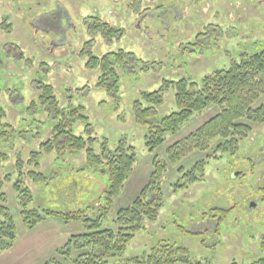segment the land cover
I'll list each match as a JSON object with an SVG mask.
<instances>
[{"label":"rangeland","instance_id":"obj_1","mask_svg":"<svg viewBox=\"0 0 264 264\" xmlns=\"http://www.w3.org/2000/svg\"><path fill=\"white\" fill-rule=\"evenodd\" d=\"M31 6L38 13L47 12L42 21L49 31L33 28L34 16L24 14ZM97 19L117 32L110 35L95 27ZM53 41L58 45H51ZM11 43L21 47L26 59L18 67L8 57L0 58L6 63V67L0 64V194L6 195L17 225L16 242L0 254V264H44L58 257L61 243L88 232L82 221L64 222L56 216L27 228L14 188L19 179L32 191L28 209L85 210L92 219L104 213L106 171L90 167L85 150L58 155L42 147L59 120L58 113H50L41 101L43 84L53 87L59 111L78 109L87 116L90 126L77 121L73 133L97 138L93 143L97 153L103 144L110 150L123 141L135 147L134 169L101 227H114L117 211L131 205L147 185L156 156L166 164L160 183L165 205L158 219L148 222L116 260H142L160 243L187 246L195 263L250 264L264 257V124H255L252 133L240 140L235 156L217 153L208 158L218 142L213 141L208 151L194 150L172 163L169 147L214 117L218 105L194 113L154 152L146 145L148 126L137 122L134 109L142 92L157 91L165 81L187 79L200 84L217 69L239 62L244 53L264 50V0H0V49ZM48 47L54 50L47 51ZM121 50L137 60L119 63L118 86L100 85L101 71L89 66L91 56ZM27 59L34 64L28 65ZM257 104H264V94ZM176 110L172 86L164 91L157 117ZM42 150L36 168L32 152ZM206 159L198 180H187L185 173ZM18 162L22 174L36 170L51 180L24 179L15 168ZM213 208L222 210V220L204 217Z\"/></svg>","mask_w":264,"mask_h":264},{"label":"trees","instance_id":"obj_2","mask_svg":"<svg viewBox=\"0 0 264 264\" xmlns=\"http://www.w3.org/2000/svg\"><path fill=\"white\" fill-rule=\"evenodd\" d=\"M95 27H103V31L110 35L116 33L106 23L96 20ZM137 58L131 52L121 50L119 53H108L102 57L91 56L89 66L97 67L101 71L100 85L108 84L110 88L118 86L120 62L125 64L134 62ZM264 50L256 53H244L239 62H234L229 68L217 69L212 74L203 78L200 84L181 79L179 81H165L163 87L153 92H142L141 99L148 103L144 106L141 99L134 103L135 116L138 123L146 124V145L154 152L170 133H177L182 125L194 113L202 112L212 104L218 105L220 111L202 126L190 133L184 139L174 143L168 149V157L172 163L179 162L188 153L194 150L208 151L213 141H218L214 155L217 153H230L237 155L239 142L242 138L252 133L255 124H264V104H257L264 94ZM175 89V102L177 110L158 119V107L164 103V91L169 87ZM41 101L50 113H58L59 120L53 125V136L42 144L47 152H56L63 155L66 152H86L87 164L96 169H104L108 175V185L103 192L104 213L99 217L88 218L85 210L55 211L28 209L32 201V191L28 186H23L24 180L19 179L14 188L20 196L21 217L24 225L32 229L48 216L61 217L65 222L82 221L88 232L72 235L68 241L58 249V257H52L44 264H203L191 260V252L187 246L176 243H160L151 248L150 252L140 258L131 260H116L123 255L127 246L137 236L146 230L148 222L158 219L161 208L165 205L161 179L166 169V164L157 156L154 159V172L151 174L147 185L141 190L133 203L117 211L114 218V227H101L103 217L109 213L113 199L118 196L124 187L125 181L130 177L137 153L133 145L125 141L110 150L104 147L101 153L93 148L95 137L77 136L73 133V123L87 122V116L78 109L59 111L58 102L51 85H41ZM35 103L33 102L32 106ZM87 126L90 124L87 122ZM1 127V126H0ZM41 152H32L31 161L39 168L37 161ZM219 158V157H218ZM206 161H198L187 173L189 181L198 180L197 173H203ZM20 176L27 177L34 183L48 182L51 177L43 172L30 170L22 174L21 163L15 165ZM183 169L180 167L179 171ZM179 184V183H178ZM6 195L0 194V254L10 249L17 239V225L15 218L6 206ZM222 210L213 208L204 213V217H219ZM221 213V214H220ZM231 264H244L233 261ZM250 264H264V257Z\"/></svg>","mask_w":264,"mask_h":264},{"label":"flooded vegetation","instance_id":"obj_3","mask_svg":"<svg viewBox=\"0 0 264 264\" xmlns=\"http://www.w3.org/2000/svg\"><path fill=\"white\" fill-rule=\"evenodd\" d=\"M48 0H43V2H46ZM150 1H154V0H150ZM31 2V1H30ZM38 9V8H37ZM36 8H33L32 6L29 8V11L26 10L25 11V16L28 15L29 13H32V15L34 16L33 19H31V24L34 26L33 28H35L36 30L40 29L41 27L43 29H46V31H49V27H47L46 25V22L42 21V17L47 15V12H41V13H38L36 12L37 10ZM150 10H147L146 12H148ZM56 13V12H55ZM56 14H58V16L60 15V12H57ZM52 15H55L54 12H52ZM40 20L39 22H34V20ZM55 22L56 21H53V31H55V34L59 33L58 29L56 28L55 26ZM53 45L54 47L57 46L58 44L53 41V43L51 44ZM50 45V46H51ZM52 47V46H51ZM51 47H48L47 48V51L51 50L53 51L54 48L51 49ZM85 50V49H84ZM82 50V51H84ZM1 57H8L9 60H11L13 63H15L18 67H21L23 66V61H25L26 57H25V54L24 52L22 51L21 47L19 45H13L12 43L11 44H6L5 45V48H2L0 49V58ZM31 60L30 59H27V63L28 65L32 66L34 63H29ZM0 64H2V66L6 67V63H2V60L0 59ZM27 65L25 64L24 67H26ZM27 70H28V67H26ZM246 174V173H245Z\"/></svg>","mask_w":264,"mask_h":264},{"label":"crops","instance_id":"obj_4","mask_svg":"<svg viewBox=\"0 0 264 264\" xmlns=\"http://www.w3.org/2000/svg\"><path fill=\"white\" fill-rule=\"evenodd\" d=\"M58 218H61V217H58ZM61 219H62V218H61ZM64 222H65V221H64ZM64 243H65V242H64ZM64 243H63V244H64ZM63 244L61 243V245L59 246V248H60Z\"/></svg>","mask_w":264,"mask_h":264},{"label":"water","instance_id":"obj_5","mask_svg":"<svg viewBox=\"0 0 264 264\" xmlns=\"http://www.w3.org/2000/svg\"><path fill=\"white\" fill-rule=\"evenodd\" d=\"M235 176V175H234Z\"/></svg>","mask_w":264,"mask_h":264}]
</instances>
